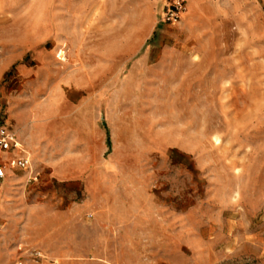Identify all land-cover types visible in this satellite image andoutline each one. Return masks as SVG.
I'll list each match as a JSON object with an SVG mask.
<instances>
[{"label": "rangeland", "instance_id": "rangeland-1", "mask_svg": "<svg viewBox=\"0 0 264 264\" xmlns=\"http://www.w3.org/2000/svg\"><path fill=\"white\" fill-rule=\"evenodd\" d=\"M185 1L0 0V264H264V0Z\"/></svg>", "mask_w": 264, "mask_h": 264}, {"label": "built area", "instance_id": "built-area-1", "mask_svg": "<svg viewBox=\"0 0 264 264\" xmlns=\"http://www.w3.org/2000/svg\"><path fill=\"white\" fill-rule=\"evenodd\" d=\"M187 11L185 0H169L163 22L178 23ZM13 169L21 170L27 182H36L41 174L36 170L31 154L16 133L7 127L0 126V181L5 180Z\"/></svg>", "mask_w": 264, "mask_h": 264}, {"label": "trees", "instance_id": "trees-1", "mask_svg": "<svg viewBox=\"0 0 264 264\" xmlns=\"http://www.w3.org/2000/svg\"><path fill=\"white\" fill-rule=\"evenodd\" d=\"M107 136H108V139H107V142H108V144L110 145V134L109 133H107Z\"/></svg>", "mask_w": 264, "mask_h": 264}]
</instances>
